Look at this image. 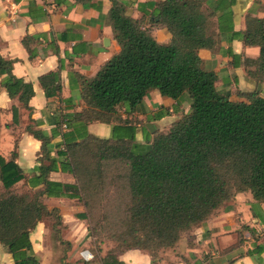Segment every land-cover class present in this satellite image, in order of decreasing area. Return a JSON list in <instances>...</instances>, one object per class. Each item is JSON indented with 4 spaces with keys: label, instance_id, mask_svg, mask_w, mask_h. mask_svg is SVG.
Returning <instances> with one entry per match:
<instances>
[{
    "label": "trees",
    "instance_id": "16d2710c",
    "mask_svg": "<svg viewBox=\"0 0 264 264\" xmlns=\"http://www.w3.org/2000/svg\"><path fill=\"white\" fill-rule=\"evenodd\" d=\"M205 1L153 4L151 22L168 35V43L159 45L150 36L152 26L144 28L142 19L125 15L124 3L110 0L106 21L119 51L93 78H78L83 109L60 122L56 119L49 137L27 129L41 143L30 177L15 165L14 153L7 161L0 157V244L13 264H38L28 241L38 222L50 221L53 230L60 226L57 210L47 209L43 200L67 198L80 203V179L84 178L85 186L100 180L102 166L108 162L124 166L129 199L123 232L116 236L119 253L138 249L154 257L159 250L173 247L181 233L203 224L236 193L249 192L254 202L251 208L264 204V97L244 93L240 96L245 102L231 101L215 91L214 74L202 70L197 51L212 52L216 45L209 33V16L202 11ZM244 26L243 45L258 48L256 60L245 61L246 67H252L247 75L264 83V18L246 16ZM22 46L27 48L25 40ZM11 65L0 58V75L4 76L0 86L29 110L31 86L11 74ZM46 77L52 84L58 79L55 72ZM43 88L49 98L59 87L56 83ZM150 90L172 100L186 96L188 110L168 131L140 147L134 143V126L120 119L116 110L132 111ZM11 113L15 123L16 110ZM92 122L109 125V138L87 134L85 127ZM60 123L83 133L80 141L57 131ZM57 135L62 139L57 147L61 149L56 159H50L46 145ZM57 171L70 174L74 184L49 181L47 174ZM22 180L28 190L16 193L13 187ZM80 218L85 220V212ZM117 254L106 252L92 264H120Z\"/></svg>",
    "mask_w": 264,
    "mask_h": 264
},
{
    "label": "crops",
    "instance_id": "0c3cea01",
    "mask_svg": "<svg viewBox=\"0 0 264 264\" xmlns=\"http://www.w3.org/2000/svg\"><path fill=\"white\" fill-rule=\"evenodd\" d=\"M117 1L124 3L126 16L142 19L144 28L152 26L150 36L157 44L168 43L166 31L151 22L153 4L163 0ZM110 7V0L85 3L0 0V58L12 62L11 74L30 85L33 92L27 103L29 110H26L0 86V157L7 161L14 153V163L26 177H30V171L37 166L36 158L41 149V143L27 129L49 137L56 119L60 122L62 117L79 113L83 103L79 98L78 78H93L119 51L106 21ZM202 11L209 16V33L216 45L212 52L198 50L197 56L202 70L214 74L215 91L236 102L246 101L240 96L244 93L264 97V83L249 78L247 72L252 67L245 65L246 60H256L258 48L244 46L240 37L246 16L264 18V0H206ZM22 40L27 44L26 49ZM54 72L58 79L52 84V79L46 76ZM3 77L0 75V81ZM56 83L58 91L46 98L43 85L49 87ZM12 109L16 110L15 123H12ZM187 110L186 96L172 100L150 90L132 111L118 107L116 113L120 119L132 123L134 143L144 147L154 135L168 131ZM58 129L68 133L75 142L83 135L70 128ZM85 132L107 139L110 126L92 122L86 125ZM61 143L59 135L49 139L46 147L50 159L57 158L56 152L61 149L57 147ZM47 179L74 184L72 176L66 172H49ZM13 188H20L16 193L28 190L23 180ZM253 203L249 192L236 193L203 224L181 233L173 247L159 250L154 257L143 250L130 249L117 254V261L120 264H264V204L251 208ZM43 204L47 209L57 210L60 226L53 230L51 222L43 220L29 232L28 241L38 264H88L79 258V252L87 249L89 241L85 220L80 218L84 213L82 204L67 198H46ZM0 264H13L1 244Z\"/></svg>",
    "mask_w": 264,
    "mask_h": 264
},
{
    "label": "rangeland",
    "instance_id": "374dc122",
    "mask_svg": "<svg viewBox=\"0 0 264 264\" xmlns=\"http://www.w3.org/2000/svg\"><path fill=\"white\" fill-rule=\"evenodd\" d=\"M124 174V166L115 161L103 164L100 180L93 179L85 186L84 178L80 179V204H83L89 237L86 247L94 261L106 252L117 254L122 250L116 236L123 232L129 205ZM78 261L81 260L78 258Z\"/></svg>",
    "mask_w": 264,
    "mask_h": 264
},
{
    "label": "built area",
    "instance_id": "2783aa9c",
    "mask_svg": "<svg viewBox=\"0 0 264 264\" xmlns=\"http://www.w3.org/2000/svg\"><path fill=\"white\" fill-rule=\"evenodd\" d=\"M61 129H65V124L62 123L61 124ZM79 258L84 262V263H88L90 261L93 260V255L87 250V249H83L79 252Z\"/></svg>",
    "mask_w": 264,
    "mask_h": 264
}]
</instances>
